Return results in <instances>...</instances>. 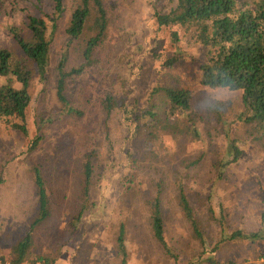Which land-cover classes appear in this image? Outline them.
<instances>
[{"label":"rangeland","instance_id":"1","mask_svg":"<svg viewBox=\"0 0 264 264\" xmlns=\"http://www.w3.org/2000/svg\"><path fill=\"white\" fill-rule=\"evenodd\" d=\"M104 1L105 39L95 48L91 63L70 76L66 86V98L81 114L65 112L55 93V65L67 43L65 27L78 2L63 0V13L51 38L49 78L44 84L36 75L31 85L27 135L0 118V250L9 252L7 257L3 252L0 256L9 259L12 247L29 231L39 206V175L48 216L29 232L36 253L63 254L68 264H118L116 237L123 225L126 264H209V258L264 264V239L228 237L238 229L264 232V139L233 122L231 135L243 155L226 168L222 179L213 182L210 160L224 150L225 141L215 133L220 126L211 119L202 129L208 132L205 141H191L177 150V170L183 169L186 158L194 159L202 151L207 159L178 175L176 161L166 156L156 162L160 165L141 159V145L132 137L133 125H127L120 108L121 104L128 110L143 107L153 86L169 84L189 89L196 106L202 107L209 99L225 101V116L231 119L240 91L201 85L198 67L203 52L192 32L181 31V40L172 45L168 29L157 27L153 12L168 10L174 0ZM53 6V0H0V47L18 53L9 28L23 30L27 15L50 14ZM67 52V68L83 62L71 47ZM172 53L180 59L171 67L163 66V59ZM106 97L114 103L109 114L103 109ZM37 134L40 142L30 151L28 144ZM158 138L153 143L161 155L179 148L167 134ZM131 155L140 161L138 165L131 162ZM87 160L91 165L88 185L83 172ZM159 175L165 176L160 199L164 238L172 257L155 240L149 223L150 200ZM180 182L194 205L203 243L177 203Z\"/></svg>","mask_w":264,"mask_h":264},{"label":"trees","instance_id":"2","mask_svg":"<svg viewBox=\"0 0 264 264\" xmlns=\"http://www.w3.org/2000/svg\"><path fill=\"white\" fill-rule=\"evenodd\" d=\"M53 4L50 14L27 15L23 30L16 26L9 28L18 53L0 47V118H4L11 129L24 136L28 133L26 110L32 101L33 79L37 75L39 81L46 84L49 78L51 38L63 13V0H53ZM153 17L157 27L168 29L172 45H177L181 40V31L192 32L195 42L203 52L204 59L198 67L201 85L212 89L240 91L238 109L228 119L224 111L225 101L209 99L212 100L211 104L207 100L202 107L196 106L189 89L161 84L150 89L143 107L128 110L121 104L122 115L128 121L126 123L129 127L133 125L132 137L141 145V159L151 165H160L156 162L163 161L166 156L176 161L175 170L178 175H182L186 168L207 159V153L202 151L194 159L186 158L183 169L180 172L177 170L180 164L177 150L183 149L191 141H205L208 132L204 133L202 129L214 119L220 126L215 133L222 134L225 141L224 150L210 160L213 182L220 180L226 168L243 155L238 140L231 135L233 122L238 121L255 137L264 139V0H250L242 4L239 0H174V5L168 10H155ZM107 24L104 0H78L71 11L65 27L67 43L55 65L54 83L56 97L62 103L64 111L69 114L80 115L81 112L71 106L66 98L68 78L81 73L91 63L95 48L105 39ZM69 47L83 60L80 65L67 68ZM179 59L178 53H172L163 59L162 65L171 67ZM113 107L112 99L106 97L103 106L105 112L109 114ZM166 134L179 148L175 152L168 151L161 155L153 140L160 141L158 136ZM40 139V135H35L28 144V150H34ZM131 162L138 165L140 161L133 157ZM83 172L84 182L88 185L91 182V165L88 160L83 163ZM164 177L159 175L156 180L154 195L150 200L149 223L153 237L171 256L173 254L164 238L160 199ZM36 181L39 188V206L30 229L48 216V203L40 186L39 175L36 176ZM180 184L177 203L183 216L189 221L194 235L203 243V234L193 213L194 205L188 199L183 183ZM83 192L88 193L87 186H84ZM210 211L213 212V209ZM228 237L263 240L264 232H244L238 229L232 231ZM32 242L29 232L16 242L8 257L11 264L43 259L40 255L29 257L28 250ZM116 243L117 254L121 256L118 264H126L123 225L119 228ZM45 260L54 263L53 258ZM207 261L209 264H237L233 260L221 262L209 258Z\"/></svg>","mask_w":264,"mask_h":264},{"label":"crops","instance_id":"3","mask_svg":"<svg viewBox=\"0 0 264 264\" xmlns=\"http://www.w3.org/2000/svg\"><path fill=\"white\" fill-rule=\"evenodd\" d=\"M36 212H37V211H36ZM35 216H36V214L33 216V220H34ZM45 219H46V218H45ZM45 219H43L40 223H42ZM33 220H32V221H33ZM32 221H31V222H32ZM40 223H39V224H40ZM39 224H38V225H39ZM30 225H31V224H30ZM38 225H37V226H38ZM37 226L33 227L32 229H35ZM32 229H30V227H29V231H28V232H30ZM30 248H31V249L28 250V252H29V253H28V254H29V257H33L34 255H40V256L43 257L44 260H45V258H50V257H52V258L54 259V263H53V264H66V263L68 262V259H69V258L66 259V257H68V256L62 257L63 254H59V253H57L56 255H52V256H50L52 252H46V253H50V254L36 253V251H35L36 249L32 248V246H31ZM48 251H50V250H48ZM0 252H1V253L3 252L2 255L5 256V257H7V256H8L7 254L9 253V252H5V251H1V250H0ZM3 256H1V257H3ZM62 258L64 259L63 261L61 260ZM8 260L10 261V259H8ZM63 262H64V263H63ZM10 264H11V262H10ZM67 264H68V263H67Z\"/></svg>","mask_w":264,"mask_h":264},{"label":"built area","instance_id":"4","mask_svg":"<svg viewBox=\"0 0 264 264\" xmlns=\"http://www.w3.org/2000/svg\"><path fill=\"white\" fill-rule=\"evenodd\" d=\"M0 264H10V261L8 259H5L0 256ZM18 264H51L48 261L44 259L36 260V261H22Z\"/></svg>","mask_w":264,"mask_h":264},{"label":"clouds","instance_id":"5","mask_svg":"<svg viewBox=\"0 0 264 264\" xmlns=\"http://www.w3.org/2000/svg\"><path fill=\"white\" fill-rule=\"evenodd\" d=\"M202 102H204V101H202ZM208 103L211 104L212 103V100H209Z\"/></svg>","mask_w":264,"mask_h":264}]
</instances>
